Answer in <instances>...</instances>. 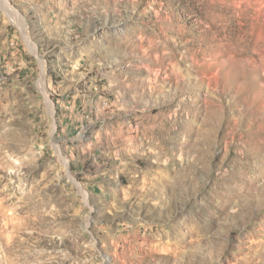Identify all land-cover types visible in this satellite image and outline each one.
<instances>
[{
  "label": "rangeland",
  "instance_id": "1",
  "mask_svg": "<svg viewBox=\"0 0 264 264\" xmlns=\"http://www.w3.org/2000/svg\"><path fill=\"white\" fill-rule=\"evenodd\" d=\"M258 14L0 0V264H264Z\"/></svg>",
  "mask_w": 264,
  "mask_h": 264
},
{
  "label": "bare ground",
  "instance_id": "2",
  "mask_svg": "<svg viewBox=\"0 0 264 264\" xmlns=\"http://www.w3.org/2000/svg\"><path fill=\"white\" fill-rule=\"evenodd\" d=\"M1 4L6 5L5 2H1ZM259 19H264V14H258L257 22L246 31L245 51L257 61L262 62L264 60V20L260 22ZM14 22L17 23V20Z\"/></svg>",
  "mask_w": 264,
  "mask_h": 264
}]
</instances>
